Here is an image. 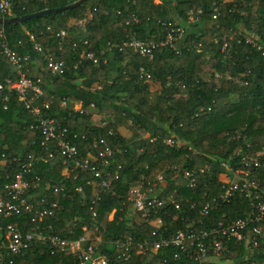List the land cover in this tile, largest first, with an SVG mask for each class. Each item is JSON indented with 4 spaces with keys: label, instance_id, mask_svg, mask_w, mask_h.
Wrapping results in <instances>:
<instances>
[{
    "label": "trees",
    "instance_id": "16d2710c",
    "mask_svg": "<svg viewBox=\"0 0 264 264\" xmlns=\"http://www.w3.org/2000/svg\"><path fill=\"white\" fill-rule=\"evenodd\" d=\"M76 1L14 0L4 18L60 8ZM214 1L219 4L216 19H213ZM198 8L202 13L196 16L194 24H188L187 12ZM131 14L136 15L137 22L125 25ZM82 20L86 21L83 27L75 25ZM162 23L183 26L185 34L173 48H157L151 59L114 48L106 50L108 44L127 41L133 32L142 40H164ZM222 27L242 31L243 41L250 33L258 42H264V0H86L74 9L3 25L8 47L19 56L29 57L28 78L41 81L42 96L37 104L51 101L44 116L57 119L71 135L78 136L73 143L83 157L88 153L95 155L94 138H104L113 150V164L122 166L121 176L112 189L102 192L92 206L97 212L93 219L86 199L90 190L85 186L91 174L78 170L64 174L59 153L46 164L39 162L35 173L40 184L26 193L24 199L36 207L40 203L59 205L54 218L45 217L37 224L43 232L50 226L52 233L69 239L84 234L88 238L85 245L93 246L108 264H193L184 253L174 259L177 252L174 248L141 255L135 245L153 239L154 227L150 222L156 217L162 222L157 228L162 236L178 230H208L219 221L226 223L244 217L250 201L241 194L211 211L207 218L199 215L206 201L223 192L222 176L230 174L229 169L241 168V157L257 154L264 145V57L243 42L237 45L233 41L236 53L231 62L217 63L220 45L214 44L213 39ZM60 31H65V38L58 36ZM30 35L34 36V42L29 40ZM34 43L40 45L42 52L34 49ZM199 44L201 54L194 50V45ZM101 51L105 53L99 63L85 58L87 53L98 55ZM44 55L63 62L64 74L45 75L40 63ZM207 62L212 66L209 74L202 73ZM222 73H229L231 79L216 77ZM5 78L16 79L17 73L0 53V83ZM92 87L96 89L91 90ZM4 96L0 91V162L2 156L6 162L0 167V190L4 173L13 176L26 154L38 150L40 141L38 131L31 128L36 118L15 93L9 95L6 103ZM76 101H81L84 107L93 103L95 109L89 116L80 115L72 109ZM94 114L108 120V125H94ZM120 128H127L134 138L125 139L118 131ZM167 140L173 144L168 145ZM178 143L181 147H177ZM184 168L203 170L195 188H187L181 178ZM251 172L263 197L264 169ZM158 173L164 174L166 185L155 188L157 196L164 200L172 198L146 223L134 216L125 195L140 177L145 178L147 185ZM79 185L84 186L87 196L75 193ZM53 186L60 191L55 192ZM30 217L31 214L0 217V227L20 222L21 230L27 231L33 225L27 223ZM83 226L87 228L85 233ZM128 240L133 247L129 258L123 260L127 253L116 243ZM244 251L230 240L223 255L234 263L244 257ZM9 260L12 264H78L71 254L51 256L38 241L0 264H9ZM261 260L264 254L253 255L246 264Z\"/></svg>",
    "mask_w": 264,
    "mask_h": 264
},
{
    "label": "built area",
    "instance_id": "2783aa9c",
    "mask_svg": "<svg viewBox=\"0 0 264 264\" xmlns=\"http://www.w3.org/2000/svg\"><path fill=\"white\" fill-rule=\"evenodd\" d=\"M13 4L14 0H0L1 18L10 13ZM212 6L214 7L213 19H216L219 4L214 1ZM201 13V8L190 9L187 12V23L194 24L196 16ZM136 22V15L131 14L127 17L125 25H132ZM75 25L80 28L81 21H78ZM162 26L166 32L164 40H142L133 32L127 36V41L115 45L108 44L106 50L110 51L114 48L118 52L128 51L133 55L151 59L157 48L165 46L173 48L176 41L182 39L185 34L186 28L183 26L172 23H162ZM58 36L62 39L65 38V31H60ZM29 40L34 42V36L30 35ZM233 41L237 45H241L243 42L264 57V42H258V40L254 39V36L245 38L243 41L242 31L222 27L213 39L214 44L220 45V56L217 59V63L225 65L231 62L233 55L236 53ZM34 49L37 52H42L40 45L37 43H34ZM194 50L197 54H201V45H194ZM0 53L15 67L17 73L16 79L5 78L0 83V91L5 93L3 101L6 103L9 95L15 93L18 101L36 118V124L31 128L37 130L40 136L38 150H32L26 154V159L20 164L18 171L13 176L7 171L3 176L4 184L0 190V217L9 218L15 215L24 216V214H31L27 223L33 225L27 231L21 230L20 222L9 223L4 229L0 227V262L2 263L5 258L10 256L15 257L22 254L33 241H38L46 247L51 256L71 254L77 259L78 264H108L106 257L98 254L93 246L85 245L88 238L84 234L75 239H69L68 237H61L52 233V227L50 226L47 227L48 231L43 232L37 224L45 217L54 218L59 210L58 203L53 202L49 206H43L40 203L41 206L36 207L26 202L24 195L31 189H36L40 184V178L35 173L37 164L39 162L46 164L54 158L56 153H59L62 157L61 163L64 166L62 172L64 174L67 175L76 170L91 174V178L85 180V186L90 190L89 197H86V199H88L90 204L91 217L95 219L97 212L93 210L92 206L100 199L102 192L112 189L114 182L121 176L122 166L113 164V150L104 138H94L92 148L95 150V155L92 156L88 153V155L83 157L78 147L73 143L78 136L76 134L71 135L67 127L63 126L57 119L44 116V112L50 110L51 101H43L41 104H37V101L42 96L41 81L39 78L36 80L28 78L26 66L28 65L29 57L19 56L8 47L3 25H0ZM104 53L105 51H101L98 55L87 53L85 58L93 63H99ZM176 53L180 54L179 51ZM40 63L43 66L45 75L61 76L66 70L63 62L54 60L48 55H44L40 59ZM141 74L146 79L149 78L145 73L141 72ZM216 77L231 79L229 73L216 74ZM95 89L96 87L91 88V90ZM62 104L64 105L65 101ZM4 109H6V106H4ZM72 109L80 115L89 116L90 111L95 109V105L90 103L84 107L81 101H76L73 103ZM108 123V120L103 119L102 123L97 126L103 127L108 125ZM166 143L168 145L173 144L171 140H167ZM177 147H181V145L178 143ZM2 157L0 167L6 163L4 156ZM240 164L241 168L229 169L230 174L222 176L221 182L225 183L223 192L206 201L199 209V215L207 218L211 211L223 204L230 203L233 197L241 194L250 201L249 211L245 213L244 217L226 223L219 221L208 230H178L169 236H162L159 233L157 228L162 222L159 217H156L152 223L150 222V225L154 227L151 232L153 239H145L136 243L137 253L146 255L149 252L174 248L177 250L173 256L174 259H177L179 254L184 253L193 260V264H220L224 262V264H246L251 256L263 255L264 196L261 197L259 195L258 182L253 176L251 169H264V145L261 146L257 154L242 156ZM221 166L227 169L225 164ZM201 173H203L202 169L189 170L184 168L181 170V178L186 182L187 188H195ZM76 177L75 175L74 179ZM162 183H165L164 174L157 175L154 181L147 183V185H145V178L142 176L135 186L128 189L125 195L132 213L142 219L143 222L149 223L151 215H157L164 207L166 200L170 201L172 198V196H169L168 199L164 200L157 196L155 188L158 185L161 187ZM53 188L55 192L60 191L55 186ZM74 190L75 193L86 195L82 185H79ZM111 218L112 216L109 217V219ZM199 223L202 224L203 222L200 221ZM82 231L84 233L87 232L86 226L82 227ZM230 240L235 241L244 248L246 252L244 257L234 263L233 260H228V262L227 260L224 262L216 261L227 250V242ZM116 245L123 248L127 253L123 257V260H127L133 247V242L128 240L122 243L117 242ZM9 264H12V260H9ZM250 264H264V260L252 261Z\"/></svg>",
    "mask_w": 264,
    "mask_h": 264
},
{
    "label": "water",
    "instance_id": "95a60500",
    "mask_svg": "<svg viewBox=\"0 0 264 264\" xmlns=\"http://www.w3.org/2000/svg\"><path fill=\"white\" fill-rule=\"evenodd\" d=\"M85 1L86 0H78V1H76L74 3H71L69 5H66V6H63V7H60V8L45 9V10H42V11H39V12H36V13H33V14H29V15H24V16H21V17H12V18H9V19L0 17V25H5L7 23H23V22H26V21H28L30 19L38 18V17L44 16V15H47V14H50V13H58V12H62V11H67V10L74 9V8L80 6Z\"/></svg>",
    "mask_w": 264,
    "mask_h": 264
},
{
    "label": "rangeland",
    "instance_id": "374dc122",
    "mask_svg": "<svg viewBox=\"0 0 264 264\" xmlns=\"http://www.w3.org/2000/svg\"><path fill=\"white\" fill-rule=\"evenodd\" d=\"M155 3H158V1H155ZM88 18H89V16H88ZM88 20V19H87ZM85 23H86V21H81V27H83L84 25H85ZM249 37H251L253 34H247ZM246 35V36H247ZM210 72H212V66H210V62H207L204 66H203V70H202V73H210ZM102 118H98V117H96L95 119H94V121H93V123L94 124H96V125H100L101 123H102ZM122 132L123 133H126V134H131V132L130 131H128V129L127 128H123L122 129ZM157 175H159V173L157 174ZM156 175V176H157ZM221 179H223V178H221ZM154 181V180H153ZM152 181V182H153ZM161 185H163V186H165L166 184L165 183H162ZM112 216V213H111V215L109 216V217H111ZM245 252V251H244ZM246 253V252H245ZM224 254V253H223ZM221 255V257H220V259H217L216 261H218V262H224L227 258H225L224 257V255ZM225 258V259H224ZM230 261V260H229ZM227 262H228V260H227ZM225 263V262H224ZM224 263H220V264H224Z\"/></svg>",
    "mask_w": 264,
    "mask_h": 264
},
{
    "label": "crops",
    "instance_id": "0c3cea01",
    "mask_svg": "<svg viewBox=\"0 0 264 264\" xmlns=\"http://www.w3.org/2000/svg\"><path fill=\"white\" fill-rule=\"evenodd\" d=\"M83 21H85V20H83ZM75 107H76V106H75ZM96 117L101 118L100 115H98V114H94L93 117H92V122L94 121V119H95ZM94 125H96V124H94ZM96 126H97V125H96ZM122 129H123V128H120V129L118 130L119 133H120L125 139H127L128 141H131V140L134 138L133 135H132V133H131V134L123 133V132H122Z\"/></svg>",
    "mask_w": 264,
    "mask_h": 264
}]
</instances>
